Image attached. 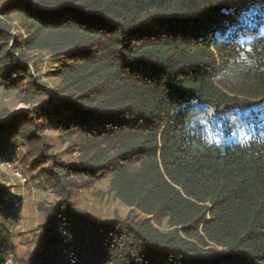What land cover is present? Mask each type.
Segmentation results:
<instances>
[{"label":"trees","instance_id":"1","mask_svg":"<svg viewBox=\"0 0 264 264\" xmlns=\"http://www.w3.org/2000/svg\"><path fill=\"white\" fill-rule=\"evenodd\" d=\"M9 1L0 87L27 104L59 101L0 116V163L16 142L47 155L62 199L40 252L19 261L0 190V264H264V0ZM33 49L50 56L54 88L30 68ZM221 73H239L240 87ZM48 131L78 160L47 153ZM106 175L131 208L124 218L71 199Z\"/></svg>","mask_w":264,"mask_h":264},{"label":"rangeland","instance_id":"2","mask_svg":"<svg viewBox=\"0 0 264 264\" xmlns=\"http://www.w3.org/2000/svg\"><path fill=\"white\" fill-rule=\"evenodd\" d=\"M5 0H0V11L6 9ZM11 2V0L9 1ZM12 14V13H11ZM14 16V14H13ZM8 20L11 25V32L14 36H21L24 31L19 28V23L15 16ZM30 68L33 72H38L42 76L41 82L47 83L51 88L55 87L58 79L51 77L50 69L53 65L50 61V56L46 52L38 50L29 51ZM35 64L37 65L35 67ZM219 82L225 81L228 88L238 89L240 87V79L238 74L221 73L217 78ZM239 81V83H238ZM224 84V83H223ZM54 100L49 103L42 104L43 101H36L34 103L21 102L20 97L9 89L0 87V116L7 112L9 114L8 120L15 115L21 113L23 110H36L39 106H50L54 102H58L57 94H54ZM251 112V108L244 112L251 116L257 112ZM242 111H233L230 115L232 120L241 116ZM205 122L209 119L204 115H199ZM244 117V118H245ZM235 118V119H233ZM215 124L222 123L221 118L214 116ZM7 120V121H8ZM243 127L240 129V131ZM46 141L49 143L47 153L56 154L60 160L77 161L79 158L78 147H72L65 142L63 138L58 137L57 133L48 131L46 133ZM32 151L27 147L22 146L19 142L12 145L7 153L3 156L11 158L10 161H2L0 163V190L3 192L4 199L8 201V205L15 211L16 221L7 226L12 233L13 250L15 256L19 261L28 260L31 253L40 252L38 245L42 243V236L40 234L41 227L45 224L47 214L50 209L62 199L59 189H56L52 184L51 179H48L44 172L50 168L48 163V156L45 155L42 160L38 159V155L29 156ZM107 176V175H106ZM110 177H99L96 182H93L89 188H81L77 192H73L71 199L76 208L93 216H99L104 219L109 218H124L130 212L131 208L124 204L120 199L115 197V194L110 189ZM0 211V221H1ZM18 261V262H19ZM12 259L8 260L11 263Z\"/></svg>","mask_w":264,"mask_h":264},{"label":"snow or ice","instance_id":"3","mask_svg":"<svg viewBox=\"0 0 264 264\" xmlns=\"http://www.w3.org/2000/svg\"><path fill=\"white\" fill-rule=\"evenodd\" d=\"M233 119H235V118H233Z\"/></svg>","mask_w":264,"mask_h":264}]
</instances>
